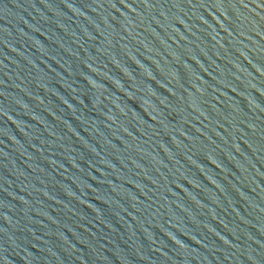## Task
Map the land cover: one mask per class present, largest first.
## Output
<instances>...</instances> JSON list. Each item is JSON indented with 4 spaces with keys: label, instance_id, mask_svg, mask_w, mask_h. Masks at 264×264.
I'll list each match as a JSON object with an SVG mask.
<instances>
[{
    "label": "water",
    "instance_id": "1",
    "mask_svg": "<svg viewBox=\"0 0 264 264\" xmlns=\"http://www.w3.org/2000/svg\"><path fill=\"white\" fill-rule=\"evenodd\" d=\"M0 264H264V0H0Z\"/></svg>",
    "mask_w": 264,
    "mask_h": 264
}]
</instances>
